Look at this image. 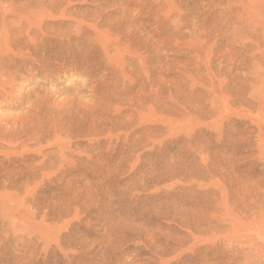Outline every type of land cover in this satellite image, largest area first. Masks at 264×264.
<instances>
[{"label": "rangeland", "instance_id": "1", "mask_svg": "<svg viewBox=\"0 0 264 264\" xmlns=\"http://www.w3.org/2000/svg\"><path fill=\"white\" fill-rule=\"evenodd\" d=\"M0 34L54 70L14 68L0 121L117 96L67 144L0 146V264H264V0H0Z\"/></svg>", "mask_w": 264, "mask_h": 264}, {"label": "bare ground", "instance_id": "2", "mask_svg": "<svg viewBox=\"0 0 264 264\" xmlns=\"http://www.w3.org/2000/svg\"><path fill=\"white\" fill-rule=\"evenodd\" d=\"M96 16V15H95ZM118 24V23H117ZM106 32V31H105ZM108 32V30H107ZM109 33V32H108ZM102 34V32H101ZM100 34V35H101ZM2 35V34H0ZM104 35H106V33H104ZM108 35V34H107ZM99 36V35H98ZM97 36V37H98ZM103 36V34H102ZM101 36V37H102ZM95 37V39L97 38ZM109 37V35H108ZM35 38V37H34ZM93 39V38H92ZM99 39L100 36H99ZM98 38L96 39V41L93 39L95 45L98 46V44H100L102 46V50H104V55H103V58L104 60L108 61L111 65H113L114 67L110 68L107 72L109 73L108 75H110V79L112 82H114L113 80L116 79L118 80V75H120V79L122 80V82L124 81V79L126 78V76L124 75L125 72H124V68L121 65V61L122 59L121 58V55H122V45L120 44H113L111 43V41H108L107 38H105L104 36L102 37L101 40H99ZM37 40V39H36ZM43 40V39H42ZM40 40V41H42ZM39 40H37V43H40L38 42ZM44 41V40H43ZM77 40H75L76 42ZM118 41V40H117ZM128 41V40H127ZM20 42V41H19ZM35 42V43H34ZM46 42V41H45ZM57 42V41H56ZM60 42H62L60 40ZM59 42V43H60ZM73 41L69 42V40L65 43L64 47L66 46V44H68L67 46L69 47H72L70 45V43H72ZM74 42V43H75ZM120 42V41H119ZM42 43V42H41ZM17 47L19 49V53L17 54H13V52L11 51L12 48H15V46H13L11 49H10V44H1L0 45V95L1 94H4L6 93L7 91V88L8 86H11V83H13V81H15V78H16V67L19 65V64H23L25 67L26 65H28V69L27 71L28 72H32L37 70L36 72H41V67L44 68V66L47 64H45L44 66L42 62L43 58L44 57H39V52H41V46L40 44V49L38 48L39 45L36 44V41L33 39V42H32V45H27L26 44V47H29L27 48V50L25 52H22L24 50V47L20 46L22 45L21 43H18L17 42ZM46 44V43H44ZM48 44V43H47ZM47 44L45 46H47ZM58 44V43H57ZM56 44V45H57ZM63 43H61L62 45ZM78 44V41L76 42V47H77ZM99 45V47H101ZM24 46V45H23ZM60 46V45H59ZM63 46V45H62ZM93 45H91L92 47ZM25 47V48H26ZM49 47H50V44H49ZM61 47V46H60ZM69 47V48H70ZM88 47V46H87ZM90 47V46H89ZM125 47V46H124ZM44 48V47H43ZM55 48V47H54ZM59 48V47H57ZM62 48V47H61ZM96 48V47H95ZM40 51H39V50ZM48 49V48H47ZM68 49V48H66ZM90 49V48H89ZM93 48H91L92 50ZM55 50V49H54ZM69 50V49H68ZM67 50V52H68ZM71 50V49H70ZM97 50V49H95ZM94 49L92 51H95ZM49 51V50H48ZM48 51H44V55L42 56H48V55H45L46 53L45 52H48ZM50 51L51 48H50ZM54 52V51H53ZM63 52V51H62ZM97 51H95V53L91 52L90 54L93 55V54H98L96 53ZM42 53V52H41ZM55 53V52H54ZM101 53V52H100ZM124 53V51H123ZM43 54V53H42ZM50 54V53H49ZM51 55V54H50ZM55 55V54H52V56ZM57 55V54H56ZM68 55V54H67ZM95 55V56H96ZM52 56L50 57H47V58H50V60L53 58ZM63 56V55H62ZM82 56V55H81ZM100 56V55H99ZM98 56V57H99ZM140 56V55H139ZM39 57V58H38ZM52 57V58H51ZM58 57V56H57ZM65 57V56H64ZM63 57L62 61L65 59ZM91 57V56H90ZM89 57V58H90ZM97 57V56H96ZM98 57L96 59H98ZM46 58V59H47ZM60 58V57H59ZM58 58V59H59ZM68 58V57H67ZM83 58H84V54H83ZM86 58V57H85ZM88 58V57H87ZM86 58V59H87ZM102 58V56H101ZM54 59V58H53ZM52 59V60H53ZM55 59H56V56H55ZM71 59V58H70ZM93 59V58H92ZM95 59V58H94ZM93 59V60H94ZM95 59V60H96ZM48 60V59H47ZM66 60V59H65ZM72 60H74L72 58ZM71 60V62H72ZM77 60V59H76ZM74 60V61H76ZM80 60V58H79ZM91 60V59H90ZM103 60V59H102ZM45 63H46V60L44 59ZM49 61V60H48ZM47 61V62H48ZM57 61V60H56ZM68 61V59L66 60ZM70 61V60H69ZM68 61V63H69ZM92 61V60H91ZM98 61L100 62V60H97V64H98ZM65 62V61H64ZM81 63V61H79ZM51 63V62H50ZM49 63V64H50ZM73 63V62H72ZM74 63H77V62H74ZM94 62H92L93 64ZM95 63V64H96ZM142 63V62H141ZM34 64H36L37 66L34 67ZM67 64V62H66ZM93 64V65H95ZM52 65V64H50ZM56 65V64H55ZM84 66V63L82 64ZM86 65V64H85ZM142 65V64H141ZM21 66V65H20ZM18 66V67H20ZM106 66V65H105ZM109 66V65H108ZM127 66V65H126ZM18 67H17V70H18ZM22 67V66H21ZM49 68V71H50V66H47ZM58 67V66H57ZM60 67V66H59ZM15 68V69H14ZM63 68V67H62ZM65 68V66H64ZM21 69V68H19ZM25 69V68H24ZM46 69V68H44ZM44 69H43V72H44ZM53 69V68H52ZM51 71H54L52 70ZM57 72L58 70L55 69ZM135 70V69H134ZM48 71V70H47ZM46 71V72H47ZM50 71V72H51ZM101 71V70H100ZM26 72V71H25ZM42 72V73H43ZM63 72V71H62ZM106 72V73H107ZM45 73V72H44ZM49 73V72H48ZM58 73H61V69H60V72L58 71ZM65 73V72H64ZM127 73V71H126ZM35 74V73H34ZM47 74V73H46ZM127 75V74H126ZM47 76V75H46ZM103 76V75H102ZM48 78L49 77V74H48ZM44 79V78H43ZM121 80H118L116 82H118L119 84V81ZM128 80V79H127ZM115 82V83H116ZM126 82V81H125ZM122 84V83H120ZM116 85V84H115ZM123 85V84H122ZM125 85V84H124ZM123 85V86H124ZM128 85V84H127ZM122 86V87H123ZM84 87V86H82ZM67 88V87H66ZM81 88V87H80ZM85 88V87H84ZM70 88L68 89H65V91H63L64 93L62 94H65L66 92H70L69 91ZM106 89V88H105ZM109 89V88H108ZM75 91L74 94L71 93L68 95V97H66L63 101H60V105H58L59 107L61 106L60 109H55L53 111H49L48 109H46V102L47 100L49 99L48 95L47 94H40V92L38 93H35L34 92L32 94H28L26 99H27V102H26V114H25V117L23 118H20V120H13L12 123L10 124L9 123V120H1L0 121V146L1 145H9L11 144L12 142L14 141H17L20 139H23V140H36L38 142H42L44 139H52L54 141V143L56 142H62V143H66V139L69 137V136H72L74 134L73 132V129L71 127H87V123L90 122L91 123V127H102V125L105 123H103V121L101 120V116L104 115L103 113H105V110L106 109H109V107L111 106V100L109 99L111 96L110 94H106L104 95L103 97H99L97 95H95V98H96V102L94 103H90V105L86 104L84 105L83 103L79 102V100H77V95L81 92L84 93V90H81V89H74ZM102 90V89H101ZM107 90V89H106ZM132 90V88H131ZM61 91V90H60ZM59 91V92H60ZM72 91V89H71ZM103 91V90H102ZM101 91V92H102ZM108 91V90H107ZM62 92V91H61ZM100 93V92H99ZM107 93V92H105ZM104 93V94H105ZM119 94V93H118ZM120 95V94H119ZM118 95V96H119ZM116 96V95H115ZM115 96L113 98V96L111 97L112 99H114L112 102L115 101ZM122 96V95H120ZM117 97V96H116ZM77 98V99H76ZM132 98V97H131ZM50 100V99H49ZM119 101V100H117ZM119 103V102H118ZM47 104H49V102H47ZM52 104H50L51 106ZM114 105V103H113ZM55 106V105H53ZM52 106V108H53ZM56 107H57V104H56ZM75 107V108H74ZM48 108V107H47ZM111 108V107H110ZM132 108V107H131ZM49 111V112H48ZM108 112V111H107ZM73 118V120H75L74 122L72 120H70L71 122L67 121L69 120L70 118ZM132 119V118H131ZM109 120V119H108ZM106 121V120H105ZM111 121V119H110ZM110 121H107L108 123H110ZM114 123V122H113ZM125 123V122H123ZM122 126L126 127L127 126V123H126V126L125 124ZM111 124V123H110ZM115 124V123H114ZM109 125V124H108ZM116 125V124H115ZM114 125V126H115ZM120 125H118V127H121ZM113 126V125H112ZM113 126V127H114ZM110 127V126H109ZM123 128V127H122ZM110 129V128H109ZM88 130V129H87ZM96 131V130H95ZM94 132V131H93ZM97 132H99L97 130ZM92 135V134H91ZM97 135V133H95V136ZM94 136V134H93ZM91 138V137H90ZM82 139V138H81ZM62 140V141H61ZM68 140V139H67ZM69 142V141H68ZM17 143V142H16ZM46 143V142H45ZM39 144V143H38ZM67 144V143H66ZM18 145V144H17ZM77 152V151H76ZM77 154V153H76ZM80 154V153H79ZM61 155V154H60ZM57 156V154H56ZM59 156V154H58ZM61 156H64L63 154ZM59 158H61L59 156ZM57 159V158H56ZM61 159H59L60 161ZM63 160V159H62ZM52 161V160H51ZM55 161V160H54ZM57 161V160H56ZM3 165V164H2ZM4 167V166H3ZM0 168H2V166L0 165ZM2 169H0L1 171ZM11 184V183H10Z\"/></svg>", "mask_w": 264, "mask_h": 264}]
</instances>
